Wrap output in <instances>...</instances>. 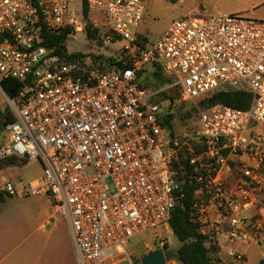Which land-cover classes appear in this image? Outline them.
Instances as JSON below:
<instances>
[{"label": "built area", "instance_id": "built-area-1", "mask_svg": "<svg viewBox=\"0 0 264 264\" xmlns=\"http://www.w3.org/2000/svg\"><path fill=\"white\" fill-rule=\"evenodd\" d=\"M72 2L0 0V85L23 84L9 96L14 119L0 157L43 165L20 194L47 196L68 220L78 264H112L134 237L170 227L195 182L200 230L231 246L233 264H249L240 247L264 241V17L192 11L151 41L139 30L144 0H86L104 16L105 29L94 20L100 48L122 45L71 59L42 45V30L86 28L84 3L79 20ZM149 65L172 81L141 82ZM170 89L198 109L182 135L165 121L177 104L157 98ZM222 89L250 93V107L201 103ZM1 192L19 194L11 179Z\"/></svg>", "mask_w": 264, "mask_h": 264}, {"label": "rangeland", "instance_id": "rangeland-1", "mask_svg": "<svg viewBox=\"0 0 264 264\" xmlns=\"http://www.w3.org/2000/svg\"><path fill=\"white\" fill-rule=\"evenodd\" d=\"M147 4L143 21L139 30L146 34L151 41L157 40L169 24L176 18L185 13L192 12L195 9L201 10L203 13H242L254 17H264V4L257 8L255 12L249 10L251 0H178L171 2L169 0H144ZM82 3L83 0H73L71 10L82 20ZM87 24H91V30L84 28L82 31L68 29L67 48L71 52L86 53L90 55H104L111 53L112 50L121 47L122 42L110 43L111 48H100L103 45L101 34L94 35L95 22L97 20L103 25V13H89V17H85ZM104 53V54H103ZM152 66H147V71L141 73V82L147 83V86H155L149 76L153 72ZM165 79L171 78L165 73ZM157 87V86H155ZM170 94L176 97L177 107L175 109V117L173 121L174 130L182 135L186 128H190V111L193 103H186L179 100V93L176 89L168 90ZM157 98L164 99V93L159 94ZM165 100V99H164ZM10 108L12 110L9 95L0 85V109ZM264 136V125L261 128ZM9 140V133L5 130L0 134V148H2ZM7 159L0 157V192L3 185L11 179L17 185L19 194L8 196L0 202V228H7L9 235L13 236L15 241V250L13 255L15 260L13 264H65L62 257L65 255V246L63 243L48 244L45 234L41 230L35 229L39 227L42 219L47 214L48 200L46 196L31 197L24 196L21 193L24 185L35 177L43 174V165L41 161L34 160L28 163L17 162L7 164ZM19 161V160H18ZM50 203L51 200L49 199ZM53 206V205H52ZM62 221L67 223V219L58 212ZM28 233H34L32 238H27ZM72 237V236H71ZM73 243V240H72ZM162 246L166 252L167 249L176 251L181 242L172 232L170 227L165 229L159 227L155 230L142 233L133 238L129 245V258L133 264L146 254L154 251L158 246ZM167 245V248L165 246ZM228 246L227 248H230ZM74 264L77 263V255L75 246ZM241 250L245 251L249 264H258L264 261V241L260 244L242 245ZM222 248L217 253H212L215 264H233L229 252ZM227 251V252H226ZM168 259V257H167ZM70 264V263H69Z\"/></svg>", "mask_w": 264, "mask_h": 264}, {"label": "trees", "instance_id": "trees-1", "mask_svg": "<svg viewBox=\"0 0 264 264\" xmlns=\"http://www.w3.org/2000/svg\"><path fill=\"white\" fill-rule=\"evenodd\" d=\"M171 2H177L178 0H169ZM83 12L86 17H89V9L86 0L83 2ZM91 24L87 25L88 30H91ZM68 30V29H67ZM65 30L62 33H55L47 29L42 30L43 42L42 45L49 49H53L59 53H68V57L73 59L75 57H84L86 53H70L67 48L68 31ZM94 35L101 34V28H94ZM95 56V55H93ZM100 57V56H99ZM102 57V56H101ZM165 72L161 68H155L152 77L150 79L155 86H159L163 83H168L172 81V78L165 79ZM3 88L7 94L15 98V96L21 90L23 84L21 81L9 77L1 81ZM147 85V83H146ZM178 93L179 91L176 90ZM179 95V94H178ZM164 99H166L171 110L176 102V97L168 92H164ZM201 103L204 106H209L212 104L223 103L231 107L248 109L252 103V95L248 92L243 91H233V90H218L212 93L210 96L205 97ZM190 120L197 113L198 109L195 105L191 108ZM176 112H169L165 115L166 124L169 126L171 133L173 135L177 134L174 130L173 121ZM14 119L13 111L10 108L0 109V134H2L7 125ZM196 143V140H194ZM7 164H14L17 162L28 163V160H19L16 157L6 158ZM19 160V161H18ZM195 182L188 181L185 185V198L183 202L178 204L172 211L171 218L169 221V226L172 232L180 240L181 245L176 251L170 249L166 250V255L169 261H176L179 264H215V259L212 253H217L220 250L219 245L214 244L209 235L204 234L200 230V223L195 221L192 217V207L195 202L194 190L197 188ZM6 197L2 192H0V202L4 201ZM167 248V245L165 246ZM258 264H264L261 261Z\"/></svg>", "mask_w": 264, "mask_h": 264}, {"label": "crops", "instance_id": "crops-1", "mask_svg": "<svg viewBox=\"0 0 264 264\" xmlns=\"http://www.w3.org/2000/svg\"><path fill=\"white\" fill-rule=\"evenodd\" d=\"M264 4V0H251V8L249 10H255L261 5ZM198 8L193 10L197 11ZM264 125V122L260 126V130L262 126ZM24 196H27L25 194H22ZM34 197V196H31ZM38 198L42 196H37ZM46 200H48V208H47V214L42 219L41 223L39 224V227L35 229V232L37 230H41L46 238L48 244H59L63 243L65 246V255L62 257L63 262L65 264H74V249H73V243H72V237L70 232V225L67 221L64 222L58 215V211L56 207L53 205V203H50L49 198L46 196ZM52 202V201H51ZM53 205V206H52ZM34 233H28L26 236L27 238H32ZM15 239L13 236L9 235V231L7 228H0V264H13L15 260V256L13 255L15 250ZM225 249L229 252V248L227 246H223L222 250ZM221 250V253H224ZM226 251V252H227ZM247 255V254H246ZM248 258V257H247ZM249 262V261H248Z\"/></svg>", "mask_w": 264, "mask_h": 264}, {"label": "water", "instance_id": "water-1", "mask_svg": "<svg viewBox=\"0 0 264 264\" xmlns=\"http://www.w3.org/2000/svg\"><path fill=\"white\" fill-rule=\"evenodd\" d=\"M2 86V84H1ZM3 88V86H2ZM4 89V88H3ZM5 90V89H4ZM167 261V255L162 246H158L154 251L138 259L135 264H165ZM112 264H133L129 257H123Z\"/></svg>", "mask_w": 264, "mask_h": 264}]
</instances>
